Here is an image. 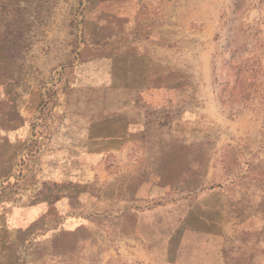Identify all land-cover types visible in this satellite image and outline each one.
<instances>
[{
    "label": "rangeland",
    "instance_id": "1",
    "mask_svg": "<svg viewBox=\"0 0 264 264\" xmlns=\"http://www.w3.org/2000/svg\"><path fill=\"white\" fill-rule=\"evenodd\" d=\"M0 264H264V0H0Z\"/></svg>",
    "mask_w": 264,
    "mask_h": 264
}]
</instances>
